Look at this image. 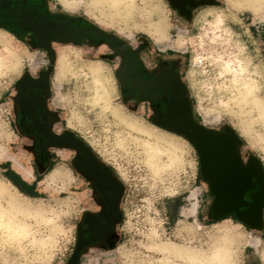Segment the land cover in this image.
Returning <instances> with one entry per match:
<instances>
[{
  "label": "clouds",
  "instance_id": "9594fccd",
  "mask_svg": "<svg viewBox=\"0 0 264 264\" xmlns=\"http://www.w3.org/2000/svg\"><path fill=\"white\" fill-rule=\"evenodd\" d=\"M185 7L0 0V264H264V204L256 223L240 215L255 203L258 177L251 199L246 191L238 209L217 215L197 146L155 119L157 105L168 113L173 84L137 83L173 72L192 123L230 130L242 166L255 160L264 176V0ZM25 13L69 31H48L42 44L35 27L20 23ZM25 76L46 81L47 94L23 87ZM30 92L42 100L36 118L47 135L22 127L33 121L17 102ZM67 135L77 143L50 142ZM89 155L122 189L107 193L117 211L111 244L91 239L86 223V214L107 223L97 200L104 195L76 165Z\"/></svg>",
  "mask_w": 264,
  "mask_h": 264
},
{
  "label": "flooded vegetation",
  "instance_id": "af4514ba",
  "mask_svg": "<svg viewBox=\"0 0 264 264\" xmlns=\"http://www.w3.org/2000/svg\"><path fill=\"white\" fill-rule=\"evenodd\" d=\"M186 2L187 0H175L176 6H178L185 13H187V9L185 7ZM27 20L29 21L33 19H31L28 13H25L20 23L24 25V23L28 22ZM121 75L122 77L125 76L126 78L128 73L126 70H122ZM137 83L140 85L142 90L154 86H166L167 84L171 83L173 84V94L175 93V98L180 96L181 86L177 84L176 77L173 72L163 73L162 76L156 81L138 80ZM21 84L23 87L30 89V91L39 93L44 92L47 94L46 81H31L27 76H25L24 80L21 81ZM33 87L36 88L32 89ZM17 103L25 114L32 117L33 123L31 125L26 124L23 120L21 121L24 131H26L29 135H32L38 129L41 133H45V135H47L44 124H42L41 121L36 118L37 107L38 105L42 104L40 96L30 92V98H25L22 95ZM157 110L158 115L155 117V119L162 124L168 123V115L159 111V105H157ZM42 115H44L46 123L47 113H42ZM212 134L214 135L213 139L215 140V153L211 158V165H208V155L206 154L205 150L210 144L209 142L212 140L209 138L207 139V142H203V144L200 145V149L198 151L201 157L202 174L208 181H210L212 190L217 197L215 203L216 214H222L226 210L238 209L241 204L245 203L242 197L246 191L247 195L245 196V199H251L252 192L259 188V183H257L254 187L251 182L252 176L255 175L258 177L261 185L260 192L255 195V203L251 204L247 211L240 213V215L249 223H256L258 208L261 204H264V176H260L255 160H253L247 168L242 166L236 150L238 140L230 132V130L224 135L215 133ZM50 142L77 143L70 135L60 139L52 138ZM81 147L83 149L82 145ZM83 150L86 151V149ZM76 165L89 179L94 181L97 192L104 195L103 199L97 196V200L99 203H102L105 206V212L102 213L101 216L105 221H107V223L101 224L99 217L86 214V223L89 224L88 231L92 233L91 239L95 240L98 238H103L109 244H111L115 237L108 225L111 224L112 220L117 217V211L115 204L108 198L107 193L109 191H113L118 195L122 191L121 186L113 179L107 169H102L100 166H98L97 162L91 155H89L88 159H84L83 157L78 158ZM252 187L254 188L250 189ZM83 233L84 229L81 226L80 240L85 244L88 243V241L83 238ZM87 235L88 233H85V236Z\"/></svg>",
  "mask_w": 264,
  "mask_h": 264
},
{
  "label": "water",
  "instance_id": "95a60500",
  "mask_svg": "<svg viewBox=\"0 0 264 264\" xmlns=\"http://www.w3.org/2000/svg\"><path fill=\"white\" fill-rule=\"evenodd\" d=\"M28 21V20H27ZM25 27H35L40 35V42L42 44L47 43L46 33L48 31H53L58 37L65 38L67 32L69 31L68 26L61 24H51L45 23L43 18H38L37 20H29L24 23ZM175 75V74H174ZM125 77V76H124ZM178 84V82H177ZM179 85V84H178ZM181 86V85H180ZM175 93L173 94V101L169 105V111L167 113L169 117V122L165 123L166 126L177 129L184 134H186L197 146L198 150L203 142H207V139H211L210 144L206 147V154L208 155V165H211V158L215 153L214 142L212 132H207L203 128L194 125L190 118V109L188 101L184 96V88L181 86L180 96L175 98ZM80 244L84 243L80 240ZM76 258H73V264H75Z\"/></svg>",
  "mask_w": 264,
  "mask_h": 264
}]
</instances>
